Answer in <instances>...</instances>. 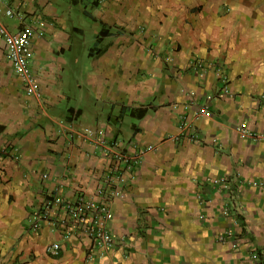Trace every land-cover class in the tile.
<instances>
[{"label":"crops","instance_id":"crops-1","mask_svg":"<svg viewBox=\"0 0 264 264\" xmlns=\"http://www.w3.org/2000/svg\"><path fill=\"white\" fill-rule=\"evenodd\" d=\"M91 3L83 13L101 25L87 48L79 19L52 0L0 1L11 31H44L30 55L39 95L27 93L0 41V264H264V140L240 129L264 132V0ZM88 126L155 145L114 203L116 246L93 259L84 229L31 225L58 187L74 197L103 181L107 157L75 133ZM227 230L232 240L220 241ZM53 241L58 254L47 251Z\"/></svg>","mask_w":264,"mask_h":264},{"label":"built area","instance_id":"built-area-1","mask_svg":"<svg viewBox=\"0 0 264 264\" xmlns=\"http://www.w3.org/2000/svg\"><path fill=\"white\" fill-rule=\"evenodd\" d=\"M7 13L11 17L17 15L12 7L7 9ZM43 34V30L38 31L34 26L13 32L0 18V41L5 43L13 69L23 80L29 95L40 94L37 75L31 67L30 55L33 39ZM205 63V60L197 61L198 67H203ZM210 64L215 65L214 61H211ZM216 71L223 80L224 89L229 92L226 72L223 68H218ZM200 114L209 115V108L205 106L200 110ZM240 129L245 136L251 137L253 140H264V132L255 131L245 124ZM75 133L81 138L88 139L107 157V171L103 181L97 185L94 191L89 192L84 189L74 197L58 193L60 189L58 187V192L48 194L43 206L33 212L31 225L35 230H39L44 222H47L54 227L65 229L66 236L73 235L79 228L84 229L94 241L95 248L88 255L90 259H93L96 256L107 255L116 246V238L112 231V221L115 218L114 203L122 197L125 183L135 177L137 165L148 152L155 148V145L129 146L123 140L108 137L107 131L103 127L88 126L77 129ZM166 138L176 141L180 139V134H170ZM192 138L200 140V134L196 131L192 133ZM17 152L16 150L9 151V154L12 157H19ZM44 176L49 178L48 173H44ZM215 181L223 183L227 189H231L228 177L221 176ZM223 212L225 215H231L232 207L225 206ZM239 221L240 219L237 217L236 222L240 223ZM234 235L233 230H227L219 235V240L222 242L232 240ZM232 245L237 247L238 242L233 240ZM61 247L60 241H53L47 245V251L58 254Z\"/></svg>","mask_w":264,"mask_h":264},{"label":"rangeland","instance_id":"rangeland-1","mask_svg":"<svg viewBox=\"0 0 264 264\" xmlns=\"http://www.w3.org/2000/svg\"><path fill=\"white\" fill-rule=\"evenodd\" d=\"M52 1L54 2L55 6L59 7L60 13H65V15L69 18L71 17L73 19H79L78 23L85 30V35L83 39L84 40L83 43L85 42V47L89 48L91 46H94L96 44V30H98L97 28H99V25L101 24L96 23L93 20H89L88 15L86 16L85 13H83V10H86V8H88L87 13H91L90 11L93 12L94 6L91 3L92 0H83L84 5L86 6L77 5V3L73 2L76 0H52ZM86 57L87 55L85 56V58ZM88 59L90 60L89 56Z\"/></svg>","mask_w":264,"mask_h":264}]
</instances>
